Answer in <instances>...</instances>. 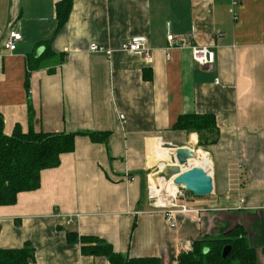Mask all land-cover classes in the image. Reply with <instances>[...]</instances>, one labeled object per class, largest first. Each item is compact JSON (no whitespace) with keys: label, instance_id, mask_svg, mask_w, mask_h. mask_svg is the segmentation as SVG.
Segmentation results:
<instances>
[{"label":"crops","instance_id":"1","mask_svg":"<svg viewBox=\"0 0 264 264\" xmlns=\"http://www.w3.org/2000/svg\"><path fill=\"white\" fill-rule=\"evenodd\" d=\"M60 1L0 0L4 133L76 134L74 151L42 171L38 189L0 206V248L31 243L37 264H111L85 255L68 238L76 232L128 259L178 264L196 240L242 226L264 264V0H74L62 28ZM14 27L23 39L11 53ZM168 33L182 41L170 61ZM133 38L147 40L150 59L121 50ZM43 42L55 55L28 74ZM92 44L114 53H92ZM193 46L215 52V64L195 62ZM185 114L213 115L218 142L199 147L197 134L173 129ZM166 143L201 155L189 164L205 167L214 185L209 196L187 193L176 228L148 197L149 182L172 164Z\"/></svg>","mask_w":264,"mask_h":264},{"label":"trees","instance_id":"2","mask_svg":"<svg viewBox=\"0 0 264 264\" xmlns=\"http://www.w3.org/2000/svg\"><path fill=\"white\" fill-rule=\"evenodd\" d=\"M74 0H62L56 4L59 27L62 28L72 12ZM44 52L29 59V72L41 67V61L55 55L49 44ZM175 130L197 134L199 147L213 145L219 140V130L213 115L185 114L173 125ZM93 141H107L108 133L89 134ZM76 134L47 133L30 130L26 133L16 129L12 136L4 133V123L0 116V206H10L17 202L18 195L39 188L41 173L59 166L61 157L75 148ZM70 241L79 240L82 252L89 256H105L111 264H161L158 258H125L116 253L110 244L97 237H78L69 233ZM231 246L230 255L224 259L225 247ZM258 253L251 246L242 226H236L226 237L196 240L192 249L183 253L178 264H257ZM0 264H37L35 250L31 243L18 249L0 248Z\"/></svg>","mask_w":264,"mask_h":264},{"label":"built area","instance_id":"3","mask_svg":"<svg viewBox=\"0 0 264 264\" xmlns=\"http://www.w3.org/2000/svg\"><path fill=\"white\" fill-rule=\"evenodd\" d=\"M23 35L19 28H12L8 33V37L5 42V48L14 53L18 49V44L22 41ZM168 47L166 48V59L168 61L172 58V51L174 49L180 48L182 46V41L176 38L172 33H168L167 36ZM121 50L128 52L134 55L145 56L150 59V50L147 47V40L145 38H133L121 45ZM90 52L96 54L106 55L111 57L114 53L113 50L106 49L103 46L98 44H92L90 46ZM192 58L195 62L200 64L201 66L208 67L213 66L216 62V54L211 51L208 47L205 46H193L191 48ZM124 118L123 116H121ZM211 161L207 160L206 166H211ZM188 169L193 168L194 166L190 164L187 165ZM205 168V167H204ZM187 169V168H186ZM161 177V176H159ZM158 177V179H159ZM166 180L165 178H163ZM172 184L174 185L173 181ZM175 195L172 198H168V193H157V188H155V192L152 190L151 181L149 182L148 189V197L151 202L153 208L160 210L164 213L166 220L168 221L171 228H176L178 225L177 216L179 213H184L188 210L185 204H180L181 200L186 198L188 191L181 186L174 185ZM240 186V185H239Z\"/></svg>","mask_w":264,"mask_h":264},{"label":"water","instance_id":"4","mask_svg":"<svg viewBox=\"0 0 264 264\" xmlns=\"http://www.w3.org/2000/svg\"><path fill=\"white\" fill-rule=\"evenodd\" d=\"M42 54V50L37 52V57ZM166 149L173 150L174 156L171 157L172 166L164 168L159 176H164L168 181H173L174 185L184 187L188 192L196 197L209 196L214 192L213 178L204 167H193L182 169L187 166L191 160L198 158L195 151L186 147H177L171 143L163 146ZM232 247L227 246L223 250V258L226 259L231 253Z\"/></svg>","mask_w":264,"mask_h":264},{"label":"bare ground","instance_id":"5","mask_svg":"<svg viewBox=\"0 0 264 264\" xmlns=\"http://www.w3.org/2000/svg\"><path fill=\"white\" fill-rule=\"evenodd\" d=\"M198 155V154H197ZM196 161H202V157H201V155H198V158L197 159H195ZM190 162H193V160H191ZM189 162V163H190ZM203 162V161H202ZM206 164H207V162H206ZM205 164V165H206ZM160 180H163V181H166V186L167 187H164L163 185L162 186H160ZM155 184L153 185V184H151L152 185V190H153V192H155V188H157V193H160V192H162V193H168V198H172L174 195H175V190H176V188H175V186L172 184V182H170V181H168V180H164L163 178H159V179H155Z\"/></svg>","mask_w":264,"mask_h":264},{"label":"rangeland","instance_id":"6","mask_svg":"<svg viewBox=\"0 0 264 264\" xmlns=\"http://www.w3.org/2000/svg\"><path fill=\"white\" fill-rule=\"evenodd\" d=\"M196 151H197V150H196ZM169 164H170V166H172L171 163H169ZM192 165H193V164H192ZM170 166H168V167H170ZM193 166H194V165H193ZM194 167H196V166H194ZM186 168H188V166H185V167L183 166V167H182V169H184V170H185ZM158 176H159V175H158ZM156 177H157V176H156ZM159 178H164V176H161V177H159ZM166 180H167V179H166ZM165 183H166V181H165Z\"/></svg>","mask_w":264,"mask_h":264}]
</instances>
